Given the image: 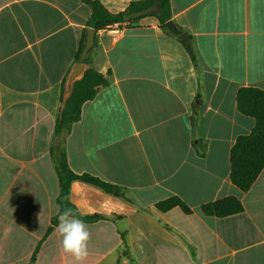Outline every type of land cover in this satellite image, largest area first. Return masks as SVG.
I'll return each instance as SVG.
<instances>
[{"label": "crops", "instance_id": "0c3cea01", "mask_svg": "<svg viewBox=\"0 0 264 264\" xmlns=\"http://www.w3.org/2000/svg\"><path fill=\"white\" fill-rule=\"evenodd\" d=\"M119 12L132 0H99ZM181 39L143 15L119 34L95 31L90 65L109 83L55 133L65 79L91 9L83 0H0V264H78L63 253L53 150L81 180L69 201L91 233L79 264H264V166L247 191L229 179V151L250 132L239 87L264 89V0H170ZM107 71L110 74H107ZM195 115L193 128L191 117ZM55 143V144H54ZM233 195L243 210L217 217L200 205ZM178 196L190 208L159 211Z\"/></svg>", "mask_w": 264, "mask_h": 264}, {"label": "trees", "instance_id": "16d2710c", "mask_svg": "<svg viewBox=\"0 0 264 264\" xmlns=\"http://www.w3.org/2000/svg\"><path fill=\"white\" fill-rule=\"evenodd\" d=\"M83 1L87 3L91 9L87 27H91L95 31L108 28L114 23H124L125 28L132 27L138 18L143 15L128 21L124 19L125 15L157 3V11H152L144 15L150 14L156 16L163 29L173 35H178L177 32L168 29L166 26V21L171 20L170 0H132L124 10L115 13L108 11L99 0ZM177 29L179 32H182L179 28ZM181 41L189 52L194 65H196V55L190 43L187 44L182 39ZM83 45L84 36L82 34L74 57V63L80 61ZM95 46L96 40H94L93 46L82 60L87 64V68L82 77L73 83L71 92L65 100L61 112L57 116L55 123L56 134L69 131L70 125L80 118L82 104L92 99L100 87L106 86L109 83L107 75L102 74L90 65V55L95 49ZM107 74H110V72L107 71ZM235 101L237 110L240 113L251 116L254 119V125L250 132L236 136L229 151V179L232 184L241 191H247L264 166V89L253 86H241L236 92ZM195 115L196 111L193 112V116L191 117L193 128L195 126ZM52 155L54 157L55 170L59 183V193L56 197L59 211L46 228L43 238L58 223V215L66 208L72 209L77 218L86 222H90L99 217L96 214H78L69 201V187L72 181L81 180L97 186L105 192L121 194L120 187L106 182L97 176L85 172H73L67 164L65 151L63 149L57 148V150H53ZM173 207H178L184 213L191 212L190 208L178 196H171L154 204V208L159 211H166ZM200 210L206 215L222 217L241 212L243 210V205L237 197L227 195L201 204ZM39 244L40 243H38L34 249L29 264L34 261Z\"/></svg>", "mask_w": 264, "mask_h": 264}, {"label": "clouds", "instance_id": "9594fccd", "mask_svg": "<svg viewBox=\"0 0 264 264\" xmlns=\"http://www.w3.org/2000/svg\"><path fill=\"white\" fill-rule=\"evenodd\" d=\"M57 232L63 253L70 255L78 264L88 257L91 233L87 224L77 218L72 209L66 208L58 215Z\"/></svg>", "mask_w": 264, "mask_h": 264}, {"label": "water", "instance_id": "95a60500", "mask_svg": "<svg viewBox=\"0 0 264 264\" xmlns=\"http://www.w3.org/2000/svg\"><path fill=\"white\" fill-rule=\"evenodd\" d=\"M157 10H158V5H157V3H155V4H152V5L144 8V9L137 10V11H134V12H131V13L125 15L124 19L126 21H128L130 19L136 18L138 16L144 15V14L152 12V11H157ZM166 26L168 29H170L174 32H177L178 33L177 36L180 39H182L183 41H185L187 44H189V39H188L187 33L186 32H179L177 27L175 26V24L172 22V20L166 21ZM94 34H95V30L93 28L87 27L85 29L84 45H83V48L81 51L80 61H78L72 65V67L69 70L67 77L65 79L62 107L64 106L65 100L67 99V97L69 96V94L71 92L73 83L82 77L85 69L87 68V64L84 63L82 60L86 56L87 52L93 46Z\"/></svg>", "mask_w": 264, "mask_h": 264}, {"label": "built area", "instance_id": "2783aa9c", "mask_svg": "<svg viewBox=\"0 0 264 264\" xmlns=\"http://www.w3.org/2000/svg\"><path fill=\"white\" fill-rule=\"evenodd\" d=\"M109 29L112 30L115 34H119L122 30H124V23H114L111 26L108 27Z\"/></svg>", "mask_w": 264, "mask_h": 264}]
</instances>
